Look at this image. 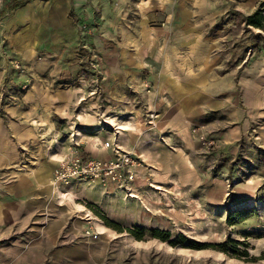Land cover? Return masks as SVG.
Listing matches in <instances>:
<instances>
[{
    "label": "rangeland",
    "instance_id": "374dc122",
    "mask_svg": "<svg viewBox=\"0 0 264 264\" xmlns=\"http://www.w3.org/2000/svg\"><path fill=\"white\" fill-rule=\"evenodd\" d=\"M16 1L0 0V264H264V31L245 19L264 0ZM117 146L121 181L55 180Z\"/></svg>",
    "mask_w": 264,
    "mask_h": 264
},
{
    "label": "built area",
    "instance_id": "2783aa9c",
    "mask_svg": "<svg viewBox=\"0 0 264 264\" xmlns=\"http://www.w3.org/2000/svg\"><path fill=\"white\" fill-rule=\"evenodd\" d=\"M110 144L109 141H106L105 145L109 146ZM115 152L117 156L109 160L70 155L58 162L55 169V180L63 185L70 184L77 178L121 181L122 171L125 170L124 165L130 162V157L127 153H122L118 146L115 147Z\"/></svg>",
    "mask_w": 264,
    "mask_h": 264
},
{
    "label": "trees",
    "instance_id": "16d2710c",
    "mask_svg": "<svg viewBox=\"0 0 264 264\" xmlns=\"http://www.w3.org/2000/svg\"><path fill=\"white\" fill-rule=\"evenodd\" d=\"M26 0H17L13 5L12 8H17L19 6L22 7L25 4ZM262 5H264V1H262ZM246 23L257 28H260L264 31V14L262 13L261 8L255 9L252 13L248 14L246 17Z\"/></svg>",
    "mask_w": 264,
    "mask_h": 264
},
{
    "label": "crops",
    "instance_id": "0c3cea01",
    "mask_svg": "<svg viewBox=\"0 0 264 264\" xmlns=\"http://www.w3.org/2000/svg\"><path fill=\"white\" fill-rule=\"evenodd\" d=\"M35 174L37 175V177L43 179V180H48V178L50 177L51 175V168L47 167L46 170L43 168V166L37 168ZM25 175L24 177H27V175H30L29 171L26 172V174H23ZM46 191L47 192H51L52 191V187H51V184H46Z\"/></svg>",
    "mask_w": 264,
    "mask_h": 264
},
{
    "label": "bare ground",
    "instance_id": "6f19581e",
    "mask_svg": "<svg viewBox=\"0 0 264 264\" xmlns=\"http://www.w3.org/2000/svg\"><path fill=\"white\" fill-rule=\"evenodd\" d=\"M59 193V192H58ZM60 194V193H59Z\"/></svg>",
    "mask_w": 264,
    "mask_h": 264
}]
</instances>
